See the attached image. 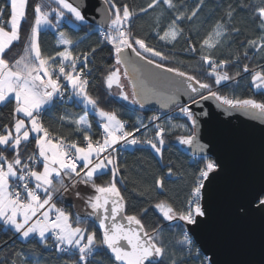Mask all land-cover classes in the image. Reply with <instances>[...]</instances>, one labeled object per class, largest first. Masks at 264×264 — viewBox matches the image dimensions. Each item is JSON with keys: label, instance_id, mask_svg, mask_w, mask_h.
<instances>
[{"label": "snow or ice", "instance_id": "obj_1", "mask_svg": "<svg viewBox=\"0 0 264 264\" xmlns=\"http://www.w3.org/2000/svg\"><path fill=\"white\" fill-rule=\"evenodd\" d=\"M28 6L29 0H6L5 5L0 6V106L14 100L11 121L0 123V224L25 241L38 237L45 249H54L70 258L78 256L70 259V264H104L103 259L95 257L105 249L111 254L108 258L111 264H164L165 260L167 264H219L212 256L202 254L189 235V229L184 226H193L191 230L196 231L209 222L211 205L202 202L205 182L211 183L210 174L222 171V163L204 158L203 166L193 174L189 190L179 206L168 199L154 204L164 221L183 222L176 225L182 231L170 251L162 237L163 229L159 225L149 228L140 218L147 215V208L141 209L140 214H128V201L118 186L127 178H121V166L113 156L117 145L144 144L162 157L165 133L176 129L181 133L190 132L177 135L176 139L181 145H192L198 127V114L194 113L193 106L203 101L214 100L218 107L226 106V111L239 110L264 119V102L219 94L211 83L202 82L180 68L166 67L162 62L170 57L132 32L133 18L160 7L153 30L159 41L172 44L184 37L182 22L195 20L204 7V0H199L191 9L174 0H149L146 7L138 10L127 3L119 4L117 0H102L98 10L102 14L100 35L102 42L111 45L115 56V65L108 68L104 76L106 87L111 90L115 86L119 89L120 98L141 108L153 99L162 108L176 106L191 125V129L187 124L166 127L154 123L161 117L153 115L149 117V123L154 127V135H145L144 138L135 133L149 125L137 120L139 127L129 129L128 122L116 110L100 107L98 99L89 93V57L94 56L96 48L90 52L74 53L73 48L78 41L60 31L64 24L79 30L88 23L84 6L77 0L35 3L32 9L34 20L23 53L12 62L5 58L7 51L21 39V26L27 18ZM249 10L254 31L258 34L240 43L242 52L230 49L226 58H217L216 51L235 43L233 37L241 34V28L234 23L235 15L238 11ZM6 12L9 19L5 22ZM166 12L171 13V18L161 29ZM44 29L57 32V44L62 46V50L54 55H45L41 49L39 36ZM186 43L188 47L185 50L199 55L202 65L207 66L208 76L214 77L215 85L236 81L242 73H250L252 86L264 89V65L250 69L249 64L244 63L242 70L234 74L227 71L229 66L239 65L242 59H251V49L264 54V0H252L251 3L238 0L236 4H227L223 15L199 42V48L197 42L189 38H186ZM128 50L139 61L174 73L181 79H162L160 73L146 69L134 60ZM121 67L124 68L123 79L131 86V97L121 82ZM66 95L69 101L75 98L77 103L83 104L86 110L90 108L99 117L100 139H93L91 135L92 124L87 111L79 116L64 112L58 117L62 125L74 126V133H82V140L71 139L72 133L64 136L55 132L45 123V113L55 105L57 98L63 100ZM181 95L187 98L186 103L181 104ZM33 140L34 147L29 151L28 146ZM204 147L199 145L198 150L203 151ZM105 170L110 171L111 179L103 184L96 183L97 177L106 174ZM167 174H175L172 167L168 168ZM81 185L92 189V194H82L79 190ZM156 190L165 191L164 177H157L154 186L143 191L133 189L140 196ZM65 194L83 200L91 211L84 217L77 213L73 219L70 212L56 203V197L62 198ZM253 212L264 218V186L248 199L246 206L238 208L241 217ZM89 218H92V230L88 227ZM96 224L98 230L94 227ZM98 231L101 233L99 239ZM3 243L7 246V241ZM20 255V252L14 253V256ZM12 264H16L15 260ZM23 264L36 262L25 260Z\"/></svg>", "mask_w": 264, "mask_h": 264}, {"label": "trees", "instance_id": "obj_2", "mask_svg": "<svg viewBox=\"0 0 264 264\" xmlns=\"http://www.w3.org/2000/svg\"><path fill=\"white\" fill-rule=\"evenodd\" d=\"M37 2H47V0H29L27 9V18L21 26V39L15 42L10 51H7L6 59L10 62L14 61L23 53L25 41L30 33V27L34 20L33 6ZM149 0H117V3H127L130 7L139 9L146 7ZM177 3H183L187 8L191 9L199 0H174ZM238 0H204V7L198 13V16L192 22L183 21L184 37L179 38L172 44H166L156 38L155 31V17L161 11L158 7L154 10H149L148 14H139L132 19L131 29L134 36L144 38L150 46L163 52L170 57L169 60L163 61L166 67L180 68L197 77L202 82H208L213 85V90L218 91L219 94L228 95L240 99H255L258 102H264V89H257L252 86L250 73H242L241 77H237L236 81H225L221 85H215L214 77L208 76L207 66L202 65L199 60V55L186 51L188 44L186 38L197 42L196 46L199 48V42L204 38L207 32L211 30L212 25L219 19L225 10V6L229 3L236 4ZM251 3L252 0H249ZM258 2V0H256ZM6 0H0V6H4ZM55 7V5H52ZM171 13L166 12L162 21L161 29L166 26ZM9 19L8 13L4 14L5 22ZM54 20V17H53ZM234 23L241 28V34L234 36L235 43H230L229 46L218 49L215 53L217 58H226L229 50L235 51L242 48L239 45L245 41L247 37H254L258 33L254 31V25L251 21V10L248 12L238 11L234 17ZM106 30V29H105ZM60 31L66 32L73 40L78 41L73 48L74 53L83 51H91L96 48L94 56H90L89 68V93L99 101V106L105 110H116L122 119H127L130 122L129 129L136 124L137 120L146 123L148 115L155 111L153 109L141 108L129 101H124L118 95L109 90L104 82V76L107 69L115 65V56L112 53L111 45L102 42V37L99 35L100 27L92 23H87L79 30H74L69 25L64 24ZM41 49L45 55H54L56 51L62 50V46L57 44V32L55 29L41 30L39 36ZM251 59H242L239 65H231L227 71L229 74H234L238 70H242L243 64H249L250 69L257 68L258 65H264V54H258L255 49L249 50ZM14 107V100L4 106H0V123H9L11 121V110ZM85 111L88 112V119L92 124L91 135L93 139H97L100 132V127L96 125L97 116L89 108L85 109L83 104L74 103H55L44 115V121L49 124L53 131L58 132L64 136H69L71 139L82 140V133H74L72 131L74 126H68L59 121V115L64 112L73 113L76 116L83 115ZM162 125L170 127L171 125L187 124L191 129V125L187 122L185 117H175L169 120H163ZM191 134L181 133L179 129L173 132L165 133V144L162 149V157L158 156L148 145L138 144L132 148L125 149L122 154L113 155L121 166V178L126 177L124 184L118 185L122 193L128 201V214H140L141 209L147 208V215H141L143 223L149 228L160 226L164 243L169 246L171 251L176 239L180 237L182 229L176 225H182L183 222H168L164 221L159 212L154 208V204L160 200H171L179 206L185 193L189 190V185L194 173L200 168L201 162L192 160L191 155L187 151L186 145H181L176 139L177 135ZM139 138H144L145 135H154V127L141 128L137 133ZM33 147L32 144L28 146L29 151ZM172 167L174 175L169 176L167 170ZM106 174L97 177L96 183L103 184L111 179L110 171L105 170ZM164 177L165 191L159 190L150 191L145 196H140L133 189L143 191L144 188L154 186V181L157 177ZM119 179V178H118ZM79 190L84 195L92 194V189L81 185ZM57 205L62 204L63 208L73 215L79 213L82 217L86 216L91 211L87 208L83 200L77 199L73 195L65 194L62 198L59 197L56 201ZM89 230H92L91 218H89ZM83 226V225H82ZM97 230L96 225L94 226ZM98 239L101 238V233L97 232ZM7 241V246L3 242ZM15 252H20V256H14ZM110 254L105 249L97 254L96 259H103L104 264H111L109 261ZM0 264H12L15 260L16 264H23L25 260L36 262V264H70V259H77V257L64 256L60 259L55 258L52 253L45 250L43 245L36 237H31L25 241L18 237L12 230L3 228L0 224ZM167 264V260L164 261Z\"/></svg>", "mask_w": 264, "mask_h": 264}, {"label": "water", "instance_id": "obj_3", "mask_svg": "<svg viewBox=\"0 0 264 264\" xmlns=\"http://www.w3.org/2000/svg\"><path fill=\"white\" fill-rule=\"evenodd\" d=\"M77 2L84 6L88 22L100 27L102 14L98 10L102 0ZM128 51L146 69L160 73L162 79H181L174 73L139 61ZM179 100L187 102L183 95ZM217 104L208 100L193 106L194 113L198 114L196 139L192 145H186L190 155L211 157L223 165L222 171L210 174L211 183L205 182L202 202L211 205L212 216L196 231L191 230L193 226L184 227L189 229L201 252L212 256L219 264H264V218L255 212L244 217L238 214V208L246 206L248 199L264 186V119L239 110L226 111V106L218 107ZM171 107L162 108L153 99L143 108L167 110ZM199 145L206 147L199 151Z\"/></svg>", "mask_w": 264, "mask_h": 264}, {"label": "built area", "instance_id": "obj_4", "mask_svg": "<svg viewBox=\"0 0 264 264\" xmlns=\"http://www.w3.org/2000/svg\"><path fill=\"white\" fill-rule=\"evenodd\" d=\"M99 35H100V32H99ZM100 36H101V35H100ZM89 59H90V57H89ZM85 71H87V70H85ZM87 78H88V80L90 81L89 75L87 76ZM56 102L59 103V104H64V103H74V104H79V103H77V102L75 101V98H74L72 101H69L68 98H67V95L63 98V100H60V98H57V101H56ZM185 103H186V102H185ZM181 104H183V103H181ZM153 115H156V116H160V117H161L160 120L154 122V123H160V124H161V122H162L163 120H169V119H172V118H175V117H183V116L178 112V108H177L176 106H172L171 108H169V109H167V110H155V111L151 112V113L148 115L147 119H146V123H145V125H149V127L152 126V124L149 123V117H151V116H153ZM123 120H125V121L128 122V123H127V127H129V126H130V122H129L127 119H123ZM98 121H99V118H97L96 121H95V123H96L97 126H99ZM99 127H100V126H99ZM101 133H102V128H100L99 136L97 137V139H100V138H101ZM138 133H139V132H138ZM135 135L138 136L137 133H135ZM34 143H35V142H34V140H33V147H34ZM134 146H135V145H134ZM33 147H32V148H33ZM116 147H117V152L113 153V155H115V154H122V152H123L125 149L128 148V145L125 146V145L121 144V145H117ZM191 158H192V160L200 161V162H201L200 167L203 166V159H204V158L213 159V158H211V157H200V156H193V155H191ZM59 197H60L59 195L56 197V201L58 200ZM58 206H59V207H63L62 204H59ZM189 235H190V234H189ZM190 236H191V235H190ZM192 239H193V238H192ZM51 243H52V241H51V239H49V244H51ZM195 245H196V244H195ZM196 247H197V245H196ZM45 250L48 251V252H50V253H52L53 256H54L55 258H58V259H60V258H62V257H64V256H67L66 254H61V253H57V252H55L54 249H45ZM200 251H201V250H200ZM202 254H203V253H202ZM203 255H204V254H203ZM68 257H69V256H68ZM76 257L78 258V256H76ZM95 259H96V257H95ZM0 260H1V258H0Z\"/></svg>", "mask_w": 264, "mask_h": 264}, {"label": "rangeland", "instance_id": "obj_5", "mask_svg": "<svg viewBox=\"0 0 264 264\" xmlns=\"http://www.w3.org/2000/svg\"><path fill=\"white\" fill-rule=\"evenodd\" d=\"M121 71V82L124 85L125 91L128 92L129 96L131 97V88L130 85L128 84V81L123 79V69L122 67L120 68ZM113 93H115L116 95L119 96V89H117L115 86H113V88L111 89ZM134 145H128V148H132Z\"/></svg>", "mask_w": 264, "mask_h": 264}, {"label": "crops", "instance_id": "obj_6", "mask_svg": "<svg viewBox=\"0 0 264 264\" xmlns=\"http://www.w3.org/2000/svg\"><path fill=\"white\" fill-rule=\"evenodd\" d=\"M17 236H18V234H16ZM19 237V236H18ZM38 240H39V238L38 237H36ZM22 239V238H21ZM24 240V239H23Z\"/></svg>", "mask_w": 264, "mask_h": 264}]
</instances>
